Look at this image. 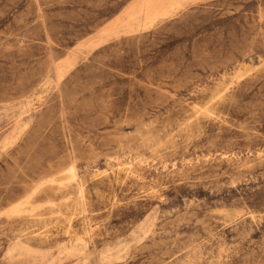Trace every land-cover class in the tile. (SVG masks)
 <instances>
[{
	"label": "rangeland",
	"instance_id": "374dc122",
	"mask_svg": "<svg viewBox=\"0 0 264 264\" xmlns=\"http://www.w3.org/2000/svg\"><path fill=\"white\" fill-rule=\"evenodd\" d=\"M146 1L0 0V264H264V0Z\"/></svg>",
	"mask_w": 264,
	"mask_h": 264
},
{
	"label": "bare ground",
	"instance_id": "6f19581e",
	"mask_svg": "<svg viewBox=\"0 0 264 264\" xmlns=\"http://www.w3.org/2000/svg\"><path fill=\"white\" fill-rule=\"evenodd\" d=\"M159 4V0H148L146 1V3L144 4V8L146 9V15L150 16L151 18L158 15L160 12L157 10V6ZM167 11V10H165ZM126 164V163H125ZM128 164V163H127ZM122 165V164H121ZM124 165V164H123ZM133 168V167H132ZM129 169V168H128ZM120 170V168H119ZM123 171V170H122ZM133 171V169H132ZM136 172V171H135ZM139 175V173H138ZM142 178V177H141ZM81 191H82V186H81ZM68 219V218H67ZM88 231V230H87ZM93 233V232H92ZM83 234V233H82ZM83 238H81L80 240H82Z\"/></svg>",
	"mask_w": 264,
	"mask_h": 264
}]
</instances>
